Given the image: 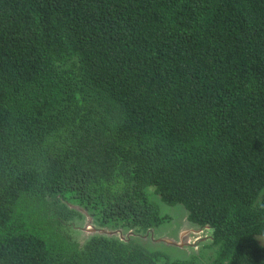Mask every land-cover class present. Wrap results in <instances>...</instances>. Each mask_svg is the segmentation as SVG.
<instances>
[{
  "label": "trees",
  "instance_id": "trees-1",
  "mask_svg": "<svg viewBox=\"0 0 264 264\" xmlns=\"http://www.w3.org/2000/svg\"><path fill=\"white\" fill-rule=\"evenodd\" d=\"M0 264H264V0H0Z\"/></svg>",
  "mask_w": 264,
  "mask_h": 264
},
{
  "label": "rangeland",
  "instance_id": "rangeland-1",
  "mask_svg": "<svg viewBox=\"0 0 264 264\" xmlns=\"http://www.w3.org/2000/svg\"><path fill=\"white\" fill-rule=\"evenodd\" d=\"M159 210L162 214H171V216L173 217L170 222L168 223L167 226L165 227H161L160 229H158L157 231L153 232V237H158V236H168L171 238H174L176 241H179V239L182 240H186L188 242H196L195 239L197 238H201L200 240H198L193 246L192 245H185L181 248H186V250L188 249H193L196 250L198 249V246H196L198 243L202 242L203 240H205L208 237V231H206V228H203L199 233L194 234L193 232H190L189 229L193 228V227H188L186 225L185 219H184V212L182 209H178V208H167L166 206L163 205H159ZM178 210V211H177ZM178 225V226H177ZM79 228L78 230V238L81 239L84 236H87L89 234L88 230H86V228H88V221L86 219V217L83 220V223H81V225L78 226ZM177 228V229H176ZM185 231H187V233H185ZM159 232V233H158ZM171 234V235H169ZM148 240H152L150 237H147ZM146 238V240H147ZM169 249L173 250V246L168 247ZM211 250V253L214 252L213 247L209 248ZM201 250V248H200ZM210 250H206V253H201L202 256H206V254L208 255L210 253Z\"/></svg>",
  "mask_w": 264,
  "mask_h": 264
},
{
  "label": "water",
  "instance_id": "water-1",
  "mask_svg": "<svg viewBox=\"0 0 264 264\" xmlns=\"http://www.w3.org/2000/svg\"><path fill=\"white\" fill-rule=\"evenodd\" d=\"M86 216V219L88 221V228H86V230H88L89 234H92V233H97V234H105V235H108V236H111V235H118L119 237H122V234L120 232L119 229H114V230H107V229H104V228H96L92 225L89 224V220L90 218L85 214ZM153 232L150 231V238L154 241V242H160V243H163L165 245H170V246H176V247H183L185 244L179 240V241H176L174 238H171V237H168V236H158V237H153Z\"/></svg>",
  "mask_w": 264,
  "mask_h": 264
},
{
  "label": "flooded vegetation",
  "instance_id": "flooded-vegetation-1",
  "mask_svg": "<svg viewBox=\"0 0 264 264\" xmlns=\"http://www.w3.org/2000/svg\"><path fill=\"white\" fill-rule=\"evenodd\" d=\"M77 228H79V227H77ZM203 228H205V227H203ZM203 228H199V227H193V228H191V229H189V231L190 232H193L194 234H197V233H199ZM120 230V229H119ZM120 232H121V230H120ZM185 233H187V231H185ZM121 234H122V232H121ZM149 235H150V232H145L144 234H142V235H140L142 238H146V236H148L149 237ZM169 235H171V234H169ZM198 240H200L201 238H197ZM197 239H195V241L197 242L198 240ZM180 240V239H179ZM182 242L185 244V245H194L196 242H188V241H186L185 239L184 240H182ZM184 245V246H185Z\"/></svg>",
  "mask_w": 264,
  "mask_h": 264
}]
</instances>
